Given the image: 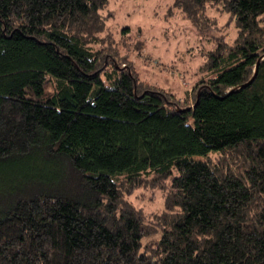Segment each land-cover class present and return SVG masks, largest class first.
<instances>
[{"label":"trees","instance_id":"16d2710c","mask_svg":"<svg viewBox=\"0 0 264 264\" xmlns=\"http://www.w3.org/2000/svg\"><path fill=\"white\" fill-rule=\"evenodd\" d=\"M108 2L0 0V264H264V0H172L235 29L191 104L138 78Z\"/></svg>","mask_w":264,"mask_h":264},{"label":"rangeland","instance_id":"374dc122","mask_svg":"<svg viewBox=\"0 0 264 264\" xmlns=\"http://www.w3.org/2000/svg\"><path fill=\"white\" fill-rule=\"evenodd\" d=\"M171 2L109 0L102 13L107 16V30L119 54H126L138 78L170 89L180 98L187 95L191 104L190 93L201 78L197 72L203 62L201 50L210 48L215 36L230 40L235 36V29L228 14L212 7L208 13L216 18V26L199 33L178 12H174ZM192 160L209 172L204 157L195 155ZM128 198L145 212H157L163 207L162 192L151 186L136 188ZM156 237L153 235L146 240Z\"/></svg>","mask_w":264,"mask_h":264},{"label":"water","instance_id":"95a60500","mask_svg":"<svg viewBox=\"0 0 264 264\" xmlns=\"http://www.w3.org/2000/svg\"><path fill=\"white\" fill-rule=\"evenodd\" d=\"M255 71H256V70H255ZM251 80H252V79H251ZM251 80H249V81H248L247 83H245V84H248V83H250V82H251ZM245 84H244V85H245Z\"/></svg>","mask_w":264,"mask_h":264}]
</instances>
